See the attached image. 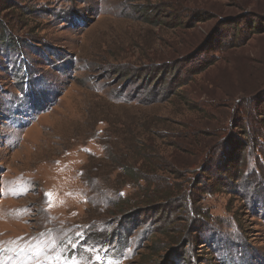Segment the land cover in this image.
I'll use <instances>...</instances> for the list:
<instances>
[{
  "label": "rangeland",
  "instance_id": "1",
  "mask_svg": "<svg viewBox=\"0 0 264 264\" xmlns=\"http://www.w3.org/2000/svg\"><path fill=\"white\" fill-rule=\"evenodd\" d=\"M172 2L0 0V264H264V0Z\"/></svg>",
  "mask_w": 264,
  "mask_h": 264
},
{
  "label": "trees",
  "instance_id": "2",
  "mask_svg": "<svg viewBox=\"0 0 264 264\" xmlns=\"http://www.w3.org/2000/svg\"><path fill=\"white\" fill-rule=\"evenodd\" d=\"M174 1L175 0H173L171 5H169V7L173 10V13L175 14V19H173V20H177L178 18H181L182 12L194 13L197 10L196 8H192L189 5H186V6L182 5L183 6L182 7L178 3H175ZM237 6H238V8L243 9L245 5L243 3H237ZM179 8H183V9L180 10V13L177 12V11H179ZM145 11H146L147 14H151L152 13V10L150 11V10L146 9ZM156 11L157 10H154V16L152 15L153 18H155V17L158 18V16H160L161 13H162V11H160L159 14L156 15ZM193 15H195V14H193ZM254 17H259L260 18V14L254 13L253 15H249L248 12H246L245 14H241L240 17H236L235 16V17H232V18L225 19L224 24L237 26V24L239 23V20L240 19H244V21L246 22V25L247 26H249V25L251 26L252 20L254 19ZM177 24H179V22L175 21L173 26H176ZM257 24H260V23H257ZM255 27L257 29H259L257 26H255ZM234 29H236V28L234 27ZM0 32H1L0 33L1 34V36H0V45L2 44V47L4 46V49H9L12 46V44H13V40L12 39H8V35H5L6 33L4 31L1 30ZM8 40H11V41H8ZM2 47H1V49H2ZM158 84H161V83H158ZM223 170H224L223 172H226L228 174V176L229 175L231 176V175H233L234 165H232L230 167H225ZM126 172L131 177H135V175H136V172H134L133 168H132L131 172L127 171V170H126ZM142 178H143L142 175L138 176V179H142Z\"/></svg>",
  "mask_w": 264,
  "mask_h": 264
},
{
  "label": "snow or ice",
  "instance_id": "3",
  "mask_svg": "<svg viewBox=\"0 0 264 264\" xmlns=\"http://www.w3.org/2000/svg\"><path fill=\"white\" fill-rule=\"evenodd\" d=\"M47 195H49V196H50L51 194H47Z\"/></svg>",
  "mask_w": 264,
  "mask_h": 264
}]
</instances>
